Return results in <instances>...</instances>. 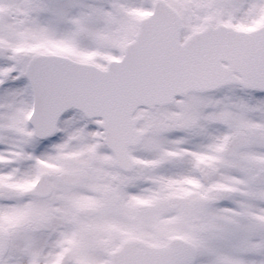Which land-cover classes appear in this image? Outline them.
I'll return each instance as SVG.
<instances>
[{
	"label": "snow or ice",
	"instance_id": "1",
	"mask_svg": "<svg viewBox=\"0 0 264 264\" xmlns=\"http://www.w3.org/2000/svg\"><path fill=\"white\" fill-rule=\"evenodd\" d=\"M0 264H264V0H0Z\"/></svg>",
	"mask_w": 264,
	"mask_h": 264
}]
</instances>
